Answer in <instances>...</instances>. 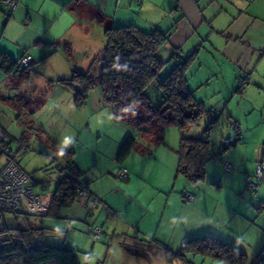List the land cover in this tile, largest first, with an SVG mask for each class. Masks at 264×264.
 Here are the masks:
<instances>
[{"label":"crops","instance_id":"obj_1","mask_svg":"<svg viewBox=\"0 0 264 264\" xmlns=\"http://www.w3.org/2000/svg\"><path fill=\"white\" fill-rule=\"evenodd\" d=\"M136 5L135 0H19L8 18L1 6L0 54L8 61L24 53L33 59L23 72L0 65V128L11 138L14 156L27 152L24 144L40 154L37 165H23L19 156L14 160L43 194L60 178L55 169L56 162L64 165L60 153L72 148L79 173L90 177L91 193L106 206L91 210L75 201L48 217L54 221L49 226L28 221L42 229L45 241L74 249L80 264H230L200 254L182 263L171 255L202 236L233 245L247 255L248 264H264V184L256 191L245 187L256 171L255 151L264 148V0H141ZM127 24L146 31L165 24L173 28L157 53L166 67L176 65L173 48L184 58L195 53L186 70L188 89L209 113L214 110L226 121L228 137L239 134L238 143L220 156L231 164L230 172L220 161L209 162L195 189L179 182L177 156L163 148L173 129L162 132L163 142L141 137L136 150L117 161L130 135L128 124L101 90L92 89L86 104L76 107L72 90L58 82L74 71L97 75L105 28ZM240 76L244 84L238 88ZM210 118L205 113L199 119L205 125ZM64 133L66 142L59 139ZM215 143L218 150L220 142ZM170 144L174 148L177 141ZM51 161L52 173L47 172ZM121 166L129 172L125 180L116 177ZM185 189L194 195L189 204ZM88 224L103 228L100 240L89 238Z\"/></svg>","mask_w":264,"mask_h":264},{"label":"trees","instance_id":"obj_2","mask_svg":"<svg viewBox=\"0 0 264 264\" xmlns=\"http://www.w3.org/2000/svg\"><path fill=\"white\" fill-rule=\"evenodd\" d=\"M0 5L4 6L2 3ZM5 11L6 8L4 13ZM172 30L173 28L166 31L160 29L145 31L133 24L107 27L103 32L104 47L98 56L99 73L94 75L74 71L70 77L58 80L62 86L72 90L76 107L85 105L89 92L96 84L99 85L104 101L115 109L117 117L140 134L135 136L130 134L124 139L116 154L119 162L124 161L136 150L138 139L145 138L142 132L146 126L141 125L144 119L142 118L139 124L133 122L137 115L146 116L145 121L153 122L159 128V134L154 142L156 143L164 140L161 136L163 131L170 129L181 131L205 113H209L205 105L194 98L186 83V70L195 53L186 58L183 56L179 58L173 54L177 59L176 65L167 74L161 75L166 62L160 59L157 53L164 47ZM4 62L9 63V67H6ZM15 63L16 60L8 61L7 56L0 54V65L5 69H12L14 72L26 70L16 69ZM239 80L244 81V78L240 76L237 86ZM151 83H155L160 90V103L157 107L152 106L146 93ZM243 84L244 82L238 88ZM211 120L210 125L204 129V136L197 138L180 136L178 139L175 176H183L189 184L202 183L209 161L217 159L223 163L225 160L222 161L220 156L239 141L238 133L232 139L224 136L222 139L227 138V142L221 145L220 141L219 149L214 150L208 138L211 123H215L214 118ZM231 125L237 127L234 122H231ZM73 153L72 148L60 153L64 162L61 170L57 169L55 163L60 178L52 191L50 205L44 215L46 217H57L61 207L70 206L76 200L73 185L84 174L79 173L73 160ZM122 167L124 166L119 169ZM185 192L191 191L185 189L183 196ZM21 216L27 221L24 226L0 225V264H80L74 249L46 242L42 229L29 223L30 216ZM196 254L224 260L230 264H248L245 253L214 236L189 239L176 252L171 253L182 263L189 262L188 257Z\"/></svg>","mask_w":264,"mask_h":264},{"label":"built area","instance_id":"obj_3","mask_svg":"<svg viewBox=\"0 0 264 264\" xmlns=\"http://www.w3.org/2000/svg\"><path fill=\"white\" fill-rule=\"evenodd\" d=\"M19 0H0V4H4L6 8L5 16L8 18L13 10L17 7ZM140 4L141 0H135ZM1 6V5H0ZM174 52V53H173ZM172 53L179 58L182 57L178 49L173 48ZM32 56L24 53L16 60L15 68L24 70L32 64ZM181 61V59H180ZM244 81L239 80L238 86ZM227 142V138L221 140V145ZM30 146H22L23 151L29 150ZM256 162V171L253 178L245 180L246 187L252 191H256L260 184L264 183V148L258 147L254 154ZM58 170H61L64 165L56 162ZM223 169L228 171L231 169V164L228 161L222 163ZM128 171L125 167L119 169L116 174L118 179H125ZM90 177L88 175L81 176L74 183L73 188L76 191V202L88 209L100 207L105 209L98 197L91 193L89 189ZM47 186L48 182H44ZM184 199L188 201L194 200V195L191 192H185ZM51 201L50 193H37L33 186V181L19 164L14 160V152L11 147V138L0 128V219L5 213L14 215H28L40 217L44 216L48 210ZM86 233L92 241H98L104 235L103 228L98 224H88ZM65 236V234H63Z\"/></svg>","mask_w":264,"mask_h":264},{"label":"rangeland","instance_id":"obj_4","mask_svg":"<svg viewBox=\"0 0 264 264\" xmlns=\"http://www.w3.org/2000/svg\"><path fill=\"white\" fill-rule=\"evenodd\" d=\"M136 4H137L136 5L137 7L140 5L138 3H136ZM159 27L162 30H166L167 28L170 27V25L169 24H165L163 26H158V28ZM161 27H163V28H161ZM140 29L146 31L148 28H140ZM166 66H167V64L165 65V67L163 68V70L161 72V75L162 76H164L165 74H167L171 70V67L172 66H169V65H168V67H166ZM94 75H96V74H94ZM93 90H95L96 92L99 93L100 92L99 85L96 84L95 87L93 88ZM146 93H147V95H148V97L150 99V102H151L152 106L157 107L159 105V103H160V96H161L160 90L157 87V85L155 83H151L147 87ZM212 112H214V113L213 114L208 113L212 117L210 119H213L214 118L215 123L216 122L217 123L216 124L215 123H211V126L210 127H212L213 124L214 125L212 127L213 130L211 129L212 132L211 133H209L210 131L208 132L209 133L208 134V138L212 142L213 148H216L217 147V144L215 142L216 141L217 142H220L222 140V138H221L222 136H224V135L227 136V134L229 135V129H228V127H226V121L219 120V118H216L215 111L212 110ZM142 118L144 119V121L142 122L141 125L142 126H144V125L146 126L145 127L146 129L142 132L144 134L143 137H145V139L148 140L149 142H152L153 143V142L156 141V137L159 134V128L156 125H154L153 122L145 121L147 119V117L146 116H142V115H141V117L137 115V117L134 118L135 121H133V122L135 124H139V123H141V119ZM51 121H53L54 124H56L58 122V117L55 118V116L53 115V113H51ZM51 121H50V123H51ZM211 121L212 120H209V122H205L206 124L204 125V122L202 120L196 119V121H194V123H193V125L191 127H188V128L183 129L181 131H178L176 129H173L174 130L173 131V136H172V133H171L170 137L168 135V139L169 138L170 139L167 141V143L164 144L163 148L165 150H169V151L172 149L173 152H174V154H175V156H177V153H176L177 146L174 147V148L171 147V145H172V144H170L171 143V139L172 140H176L178 142V139H179L180 136H184V137H195V138L202 137V136H204L203 135L204 134V129L207 126L210 125V122ZM170 130H172V129H170ZM67 133H69V135L71 133V138H70L71 140L74 139V138H72L73 132H72V130H70V128L68 129ZM137 133L138 132H137V130L135 128H133V127L130 128V134H132L133 136L140 135L139 133L138 134ZM163 133H164V131H163ZM59 139L62 142H66V140H68V136H66L65 133H64V134H61L60 135V138ZM230 139H232V137H230ZM161 145H162V143H161ZM13 147H15V146H13ZM60 147H61L60 145L59 146H55V148L57 150L60 149ZM151 147H154V146H151ZM151 147H149V149ZM62 150H63V148H62ZM153 152H154V149H151L150 150V153L153 154ZM38 155H40L38 152H35L34 150H32L30 148L29 150H27L26 153H24V155H19V154L16 155L15 154L14 157L17 156L16 160L18 159V156L19 157H22L21 158V163L23 165H34V164L37 165L39 163L38 160L36 161V158L39 157ZM216 161H218V160L217 159H212L209 162H210V164L211 163L217 164V163H214ZM51 163H52L51 165L53 166V168L48 169L47 172L50 171L52 173L53 170H54V161H51ZM220 165H221L222 170H224L223 169V166H222V163H220ZM26 167L28 168V166H26ZM227 172H230V171L228 170ZM177 177L179 178L178 179L179 182H185V184L188 185L192 189H195L196 188V184H189L188 181L183 176L177 175ZM262 184H264V183H262ZM53 187H54V179L52 180V182H51L50 186L48 187V189L42 190L41 192L47 193V191H50V190L52 191L53 190ZM179 192H181V190H179ZM186 204H189V201H187ZM28 219L30 221H32V222L33 221L34 222H37L41 226H42V224L44 226H49V224L51 222H54V221H51V219L48 218V217H46V218L43 219L41 217L30 216V217H28ZM4 224L5 225H8V226H18V227L20 226L21 227V226H24L26 224V218L23 217V216H21V215H14V214H11V213H5L4 214V217L2 219H0V225H4ZM49 229H52V228H49ZM46 241L49 242V243H53L54 244V242L49 241V239H47V238H46Z\"/></svg>","mask_w":264,"mask_h":264},{"label":"clouds","instance_id":"obj_5","mask_svg":"<svg viewBox=\"0 0 264 264\" xmlns=\"http://www.w3.org/2000/svg\"><path fill=\"white\" fill-rule=\"evenodd\" d=\"M52 197V196H51ZM41 217V216H40Z\"/></svg>","mask_w":264,"mask_h":264}]
</instances>
